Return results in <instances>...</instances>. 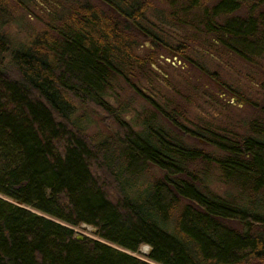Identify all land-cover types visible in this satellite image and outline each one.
<instances>
[{
  "label": "trees",
  "instance_id": "trees-1",
  "mask_svg": "<svg viewBox=\"0 0 264 264\" xmlns=\"http://www.w3.org/2000/svg\"><path fill=\"white\" fill-rule=\"evenodd\" d=\"M96 2L69 6L21 44L4 25L26 8L0 0V264H264V125L234 138L188 129L180 108L137 83L171 49L144 26L151 0ZM168 2L171 23H197L244 61L264 58V0ZM143 42L150 55H139ZM186 47L176 55L234 93ZM117 79L181 137L161 123L135 130L123 118L131 106L108 101ZM95 118L107 131L89 133ZM200 164L217 165L240 200L210 191ZM152 171L161 177L145 183ZM82 226L96 238L78 240Z\"/></svg>",
  "mask_w": 264,
  "mask_h": 264
},
{
  "label": "rangeland",
  "instance_id": "rangeland-1",
  "mask_svg": "<svg viewBox=\"0 0 264 264\" xmlns=\"http://www.w3.org/2000/svg\"><path fill=\"white\" fill-rule=\"evenodd\" d=\"M21 1L26 9L12 8V17L4 25L11 39L21 44L27 43L47 23L63 15L69 6L85 1L97 3L96 0ZM151 4L153 8L147 14L144 26L171 49H162L156 64L149 65L141 72L142 75L137 79L141 92L160 107L180 108L185 115L182 124L208 136L210 134L207 133H214L234 138L252 134V123L264 125V58L251 63L244 61L207 35L203 28L198 29L197 23L179 26L168 21V0H151ZM180 46H187V56L209 72L218 74L220 80L234 93L202 73L189 60L178 57L176 52ZM153 50L149 42H143L138 53L150 55ZM108 101L114 107L119 102L131 106L123 118L137 131L143 123H161L172 135L181 137L179 132L163 122L150 103L136 96L120 79L113 83ZM95 120L96 126L91 127L90 134L107 131L100 119ZM183 141L206 152H214L202 139L194 141L185 138ZM199 169L208 177L210 191L224 198L240 200V191L224 182L217 165L200 164ZM160 177L158 171H152L143 180L149 183ZM76 232L77 236L83 238H96V231L88 226H82ZM149 250L148 247L141 249L143 259Z\"/></svg>",
  "mask_w": 264,
  "mask_h": 264
},
{
  "label": "water",
  "instance_id": "water-1",
  "mask_svg": "<svg viewBox=\"0 0 264 264\" xmlns=\"http://www.w3.org/2000/svg\"><path fill=\"white\" fill-rule=\"evenodd\" d=\"M77 239H78V240H80V241H82L84 238H83V237H80V236H78V237H77ZM150 254H151V250L149 251L148 255H150Z\"/></svg>",
  "mask_w": 264,
  "mask_h": 264
},
{
  "label": "bare ground",
  "instance_id": "bare-ground-1",
  "mask_svg": "<svg viewBox=\"0 0 264 264\" xmlns=\"http://www.w3.org/2000/svg\"><path fill=\"white\" fill-rule=\"evenodd\" d=\"M145 249V248H144ZM145 252V251H144Z\"/></svg>",
  "mask_w": 264,
  "mask_h": 264
}]
</instances>
